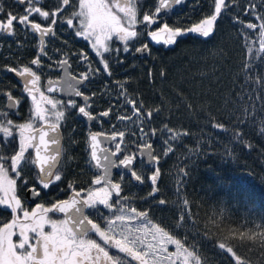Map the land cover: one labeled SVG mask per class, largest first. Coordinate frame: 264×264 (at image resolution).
Returning a JSON list of instances; mask_svg holds the SVG:
<instances>
[{"label":"trees","instance_id":"trees-1","mask_svg":"<svg viewBox=\"0 0 264 264\" xmlns=\"http://www.w3.org/2000/svg\"><path fill=\"white\" fill-rule=\"evenodd\" d=\"M11 2L0 0V6L5 11H11ZM249 2L232 0L229 9L218 18L210 37L186 33L176 38L173 48H151L146 57L136 56L135 41L138 40L130 41L129 51L125 53L123 45L113 38L112 47H119L121 51L104 54L111 75L103 71L101 58L96 56V70L99 71H96L95 95L91 94V100L96 101L92 114L99 117L100 123L96 120L100 125L95 122L89 128L78 114L64 106V147L60 172L66 193L69 192V183H74L77 190L101 188L91 183L99 176L90 160L88 139L92 132L107 135L124 132L122 147L137 155V145L145 143L153 145L156 155L161 154L168 135L166 131H161L165 124L174 131L190 133L178 142L173 141V152L161 157L159 194L156 198H151L152 185L148 177L157 165L148 167L139 164L141 168L135 167L142 175L143 183L118 168L115 181L121 183L122 197L127 199L120 200L119 204L116 203L118 199H111V212L101 205L97 206L99 212L92 209L94 212H89V215L97 222L103 223L101 212L107 217L124 203L137 210H147L153 223L165 227L186 246L195 243L202 264H235L231 255L221 250L218 244L225 242L224 237L230 230L251 231L257 224L264 226V134L259 130L261 120H264V51L260 48L259 29L252 32L236 20L238 17L245 23L250 20L256 22L252 16L244 15L243 9ZM251 2L260 5L264 0ZM213 6V0H183L160 14V24L187 29L212 14ZM156 7L157 4L146 5L147 11H154ZM152 27L157 29L159 25ZM0 37L8 39L6 35ZM81 46L83 49L84 45ZM11 51H14L12 45L9 48L8 41H5L0 49V60L9 59L4 63L0 61L5 73L12 65ZM25 51L19 54L26 57ZM14 80L11 76L3 77L0 92L14 86ZM121 84L125 85L126 95H120ZM129 99L143 106L144 113L154 109H160V112L154 113L153 119L148 122L144 113L140 117L135 115L132 106L126 102ZM245 106L252 115L242 124L227 114L235 107L239 115ZM109 109L108 117L99 115ZM120 116L131 119L120 120ZM141 120L145 122L142 124ZM216 122L223 123L227 130L213 128L212 124ZM141 127L149 133L143 139ZM153 128L157 130L155 136L151 135ZM237 129L241 133L239 139L234 135ZM116 143L111 147L112 151ZM197 146L199 156L186 159L189 150ZM184 165H187L185 171L190 172V176L185 180L181 197L176 185L182 177L180 168ZM182 198L190 201L188 208L192 217L184 221L185 228L178 229L174 226L179 215L176 205ZM160 199L166 203L161 205ZM214 212L216 219L220 220L219 226L210 219ZM11 218L9 211H0V226ZM16 239L18 237H14ZM94 239L102 244L98 238ZM227 245L233 246L234 251L250 264H264V248L258 243L253 244L251 250L238 246V239L228 241ZM112 255L121 256L115 250ZM130 264L136 263L130 261Z\"/></svg>","mask_w":264,"mask_h":264},{"label":"snow or ice","instance_id":"snow-or-ice-1","mask_svg":"<svg viewBox=\"0 0 264 264\" xmlns=\"http://www.w3.org/2000/svg\"><path fill=\"white\" fill-rule=\"evenodd\" d=\"M182 0H159V5L154 11H147L142 14V19L138 20V0H59L54 9L45 10L39 0H16V3L24 6L23 14H16L11 11H5L0 6V35L14 36L17 26L27 29L40 37L55 36V26L58 23L65 24L69 29L74 30L77 37H82L88 41L97 57L101 58L103 71L111 75L110 66L105 59V53H119V47L113 48L110 42L113 38L123 45V52L129 51V42L135 41L142 34L137 30L138 25H143L147 29H151L152 25L157 24V29L147 32V35L155 43H163L165 45H173L176 38L186 33L199 34L203 38H208L214 33L215 24L222 12H225L232 5V0H213V11L208 17L204 18L195 26L187 29L180 27H172L167 23L160 24V14L163 9H169L172 4L179 5ZM113 9L116 11L114 12ZM245 16H252L256 21L248 22L236 20L252 32L259 29L260 48L264 51V3L257 5L254 2L243 9ZM67 16L65 17V14ZM122 14V15H120ZM33 16L39 17L47 22V26L31 19ZM76 21V23H74ZM247 36V34H245ZM43 43V41H42ZM43 52V50H41ZM137 53L148 54L150 52L147 43L135 49ZM82 61H87L88 56L84 53L80 54ZM31 65L40 67L41 59L39 56L31 60ZM62 66H69L68 59L59 61ZM247 67V65L245 66ZM7 71L14 72L16 76L24 79V88L27 95L31 97L34 105V116L31 120L15 124L12 119L8 118V113H0V136L4 143L9 142L13 137V130H17L19 135V148L11 155H5L0 149V206H5L6 211L10 210L13 219L10 222L0 226V264H130L135 261L137 264H202L201 256L198 249L193 243L186 246L181 239L170 234L165 227L158 223H153L149 218L147 210H137L131 208V214H125L127 209L121 207L120 214L114 217H105L101 212L104 227L100 222L90 218L85 214V209H94L99 212L98 205L103 206L110 212L113 211V204L110 203L113 195L120 200L127 199L122 197V185L120 182L111 180V171L123 167L127 170L132 179L143 183V177L133 167L137 160V154L134 151H127L122 147L121 142L124 139V132L113 133L111 140L120 141L115 145V150L111 151L101 148L104 153L103 161L98 155L99 147L98 137L101 133L90 134V160L95 162V168L102 170V175L97 176L91 181L94 185L103 184L104 187L98 189H80L77 190L74 183H69V198L53 202L50 206L37 204L32 211L25 209L21 199L17 196V180L21 178L23 168L28 164H32L39 169V180L28 190L36 198H39L54 183L61 182L63 175L59 171H54L60 156L58 129L61 121L65 117V111L62 106L63 102L53 98H49L37 88L40 76L32 69L25 65L20 68L8 67ZM96 71H99L97 69ZM92 73L91 70L80 74V79L76 76L71 79L78 84H85L89 81ZM164 73L161 72V76ZM49 81L48 91H55ZM71 89V93L76 97H81L84 105L80 106L74 100L67 102V107L76 108L80 114L89 120H95L94 116L88 109L91 107L89 100L90 95L83 93L75 88L72 84L67 85ZM120 95H126L125 85H120ZM39 92L40 102L37 101L36 94ZM95 95V94H92ZM8 101L12 107H18L19 100L14 99L9 93ZM251 99V97H249ZM132 106V110L137 117L144 113V107L138 106L137 101L129 99L126 101ZM47 104L51 107V114L43 105ZM110 111L106 110L99 115L108 117ZM160 109L148 110L144 115L148 122L153 119L154 113H159ZM230 118H235L238 124H242L252 115L245 106L242 113L237 114L234 107L227 113ZM53 118L54 121L53 122ZM120 120L131 119V117L120 116ZM39 120L41 126L37 127L33 122ZM145 121L141 120L143 124ZM213 128L227 130L225 125L220 122L212 124ZM260 132L264 134V120H261ZM161 131L168 133L164 143L166 147L160 155H155L153 145L151 143L139 144V157L142 160L152 161L157 166L152 174L148 177L152 185V195L159 191L158 181L161 176L159 161L161 157H167L173 152V141H179L182 136L190 133L184 131H174L164 125ZM57 133V135H50ZM157 130L151 129V135L155 136ZM141 139L149 133L143 127L140 128ZM237 139L241 137L239 129L234 132ZM50 145H56L54 154H49ZM251 147V145H245ZM29 149L34 150V157L26 155ZM199 146L189 150L186 159H192L199 156ZM112 157H120L118 160ZM187 165L180 168L182 177L177 182L176 189L183 197L182 189L185 187V180L190 176V172L185 171ZM9 169L15 174L16 178H11ZM54 177V179H53ZM21 183L28 187V180L21 179ZM39 185L37 187L36 185ZM86 193V195H85ZM161 205L165 204L164 199H160ZM190 201L182 198L177 203L179 215L174 222L175 228H185L184 221L191 220L192 213L189 210ZM49 213H62L63 219L53 218ZM223 215V212L220 213ZM213 223L220 225V220L216 219L214 212L210 217ZM139 221V223H137ZM49 229L46 231L45 229ZM264 226L257 224L255 229L251 231L230 230V233L224 237L225 242H220L218 247L231 255L235 264H250L245 257L234 251L233 246L227 245L232 239H238L239 245L248 247L251 250L253 244H257L264 248ZM94 233L99 241L90 236ZM14 237L18 239L14 240ZM259 237V240L257 239ZM174 246V251L169 252L168 246ZM227 245V246H226ZM110 249H115L116 253L123 254L128 260L122 259L120 255L110 254Z\"/></svg>","mask_w":264,"mask_h":264},{"label":"flooded vegetation","instance_id":"flooded-vegetation-1","mask_svg":"<svg viewBox=\"0 0 264 264\" xmlns=\"http://www.w3.org/2000/svg\"><path fill=\"white\" fill-rule=\"evenodd\" d=\"M121 2L123 3V0H121ZM39 3L44 6L45 10H50L56 7V5L59 3V0H39ZM151 4L152 5L157 4L158 6L159 0H138V20L142 19V14L145 11H147L146 5H151ZM113 11H116V10H113ZM11 12L16 13V14H23L24 6L16 3V0H12ZM66 16H67V13L65 14V17ZM31 19L35 20L36 22L41 23L43 26H47V22L41 20L37 16H33ZM74 23H76V21H74ZM54 30H55V36L50 35L46 37H40L38 34H35L27 29H22L21 27L17 26L15 30V35L11 37L7 36L8 39H4V40L8 41L9 48L12 45V50L14 49V51H11L12 57H10V59L13 58L10 63L12 64L11 67L20 68L25 65L32 67V69L40 76V80L37 84V88H39L40 92H43L49 98L62 101L63 105L58 106V108L63 107V110H64V106L66 105L67 107V102L69 100H65L57 95H51L46 90L47 86H49L50 80L53 83H55L62 79L63 69L65 68V66L60 65L59 61L62 59H68L69 61V66H67L68 72L70 76H76L78 80L80 79L81 73L91 70L93 77H90L89 81L85 82V84L81 88L78 89L82 91L83 93L91 96L92 93L94 94V91L96 89V81H95L96 76H97L96 62H95L96 54L93 51L88 41L84 40L82 37H77L74 34V30L69 29L65 24L58 23L55 26ZM137 30L141 32L142 34L139 37L140 38V41L138 42L139 45L135 44L136 48L141 47L144 43L148 44L150 50L151 48H154L151 46L150 41H149V36L147 35V32L154 30V28L152 27L151 29H147L143 25H138ZM4 40L0 37V49L3 43L5 42ZM81 44L84 45L83 49H82ZM24 49L26 50L24 52V54H26V57H22L19 54V52H22ZM41 50H43V52ZM81 53H84L88 56L87 61H82V58L80 57ZM27 55L31 57L29 58L27 57ZM37 56H39L41 59L40 67L31 65L30 63L31 60L36 58ZM16 57H18V59L14 60V58ZM5 60L9 61L8 58H5ZM7 61H4V62H7ZM3 70L4 68L0 65V80H2L3 77L11 76V77H14L15 79L14 81L16 83L14 86L7 87L5 88L4 91L0 92V113L7 112L8 118L12 119L15 124L24 123V122L31 120L34 116V111H33L34 105L32 103L31 97L28 96L27 92L25 91L24 79L16 76L14 72L8 71L7 73H5ZM79 71H83V72H79ZM9 93L12 95L14 99L19 100L18 107H15V108L12 107L10 101H8L7 95ZM35 94L37 97V101L40 102L39 92ZM74 101L77 103V105H80V106L84 105V102L81 100H74ZM89 104L91 105V107L88 110L92 113V109H94L96 106L95 99H92V100L90 99ZM43 106L47 108L48 113L51 114L52 112L51 107L47 104H44ZM67 108L70 109L72 113L78 114V116L86 123V125L89 128H92L95 122H97V120H100L98 117L97 120L96 119L94 120L93 125L90 126L88 125L87 121L83 119V117L81 116V114L78 112L76 108H70V107H67ZM33 122L36 124L37 127L41 126V122L39 120H34ZM53 122H55L54 118H53ZM63 123H64V119L61 121V126L59 128V130L61 131L62 137H63L62 161H63V147H64V133H63V128H62ZM13 133H14L13 137H11L9 142H7L6 144L4 143L2 136H0V149L3 150L5 155L14 154L19 148L18 132L17 130L14 129ZM110 150L112 149L110 148ZM26 155H30L34 157L35 155L34 150L29 149ZM139 164L146 165L144 162H138L136 160L134 168L135 167H138V169L141 168ZM61 165H62V162H61ZM61 165L56 171H59V172L61 171ZM122 172L125 174L127 173L123 169H122ZM38 173H39L38 169L35 165L28 164L27 166L23 168V173H22L21 178L17 180V196L21 199L22 205L25 209L32 211L33 209L36 208L37 204H43L45 206H50L55 201H60V200L69 198V192L66 193L64 190V178H63L61 182L54 183L50 186L49 189L44 190V192H42L41 196L37 198L35 202L31 201L30 198L28 197V194L30 193L28 189L34 184H36V181L39 180ZM9 175L11 178H16L15 174L12 173L10 169H9ZM128 176H130L129 173H128ZM21 179L28 180L27 188L25 187V185L21 183ZM36 186L39 187L38 184ZM31 196L33 195L31 194ZM0 197L2 196L0 195ZM112 199H115V198L112 197ZM4 209H5V206H0V211ZM8 211L10 212V210ZM89 212H94V211L92 209H86V214L89 215ZM49 215L57 219L64 218L61 213H49ZM90 218H93V217L90 216ZM12 219H13V215H12V218L8 222H10ZM101 225L103 227L104 224L102 223ZM45 230L48 231L49 229L46 228ZM90 236L92 238L93 237L98 238L95 236L94 233H90ZM121 258L126 259L127 257H124L123 254H121ZM135 263L137 264V262Z\"/></svg>","mask_w":264,"mask_h":264},{"label":"water","instance_id":"water-1","mask_svg":"<svg viewBox=\"0 0 264 264\" xmlns=\"http://www.w3.org/2000/svg\"><path fill=\"white\" fill-rule=\"evenodd\" d=\"M175 4H172L171 7L169 9H171ZM169 9H163L162 10V13L166 12L167 10ZM149 41H150V44L152 47L154 48H158L159 46H165L169 49L173 48L175 46V44L173 45H165L163 44L162 42L157 44L155 43L154 41L151 40V38L149 37ZM148 54H140V53H136V56L137 57H143V56H147ZM72 76H70L69 72H68V68L65 67L63 69V76H62V79L60 81H57L55 83H52V86L55 88V91H52V92H49L48 91V87L46 88L47 92L51 95H57L65 100H81L83 101V99L81 97H76L74 94L71 93V89L68 88V84H72L75 88L79 89L81 88L84 84H78L76 81H73L71 79ZM78 80V79H77ZM84 102V101H83ZM11 103V102H10ZM81 116L83 117L84 120L87 121L88 125L92 126L93 123H94V120H89L88 118L84 117L82 114ZM50 135H57V133H51L50 132ZM111 135H105V134H102L98 137V141H99V147L97 149V152H98V155L101 157V163L103 164L104 161H103V155L104 153H102L100 151L101 148H106L109 150V154L111 153V150H110V147L116 142V141H113L111 140ZM58 138H59V148H60V156L58 157V162H57V165H56V169H54V171H56L59 166L61 165V162H62V146H63V137H62V134H61V131L58 129ZM89 142H90V136H89ZM56 145H50V152L49 154H54L55 153V150H56ZM90 150V148H89ZM154 150V149H153ZM154 154H155V151H154ZM112 159L116 160L117 157H112ZM137 161L139 162H145L148 166H152V165H156L154 162L152 161H147V160H142L140 157H139V153L137 155ZM136 162V161H135ZM94 167H95V162L92 161ZM135 165V163H134ZM133 165V167H134ZM37 167V166H36ZM123 168V167H122ZM38 169V167H37ZM96 169V168H95ZM118 169V168H117ZM117 169H113L110 173L111 175V180L113 182L114 181V173ZM124 169V168H123ZM96 171L99 172L100 175H102V170H99V169H96ZM124 171L128 172L127 170L124 169ZM38 172H39V169H38ZM95 186H104L103 184L101 185H95ZM31 192L28 194V197L30 198L31 201L35 202V200L37 199L36 197L34 196H31ZM123 195V191H122V194ZM158 195V192L155 194V195H152V198H155L157 197ZM115 196V195H114ZM116 197V196H115ZM118 198V197H116ZM87 209V208H86ZM86 209H85V214H86ZM62 214V213H61ZM63 215V214H62Z\"/></svg>","mask_w":264,"mask_h":264},{"label":"rangeland","instance_id":"rangeland-1","mask_svg":"<svg viewBox=\"0 0 264 264\" xmlns=\"http://www.w3.org/2000/svg\"><path fill=\"white\" fill-rule=\"evenodd\" d=\"M109 2H110V0H109ZM113 10H115V9H113ZM115 12V11H114ZM120 15H122V14H120ZM138 27V26H137ZM140 37V36H139ZM115 38V37H114ZM138 41H135V44H138L139 45V41H140V38H138L137 39ZM98 122L100 123V121L98 120ZM98 122H97V124H98ZM122 124H123V126L125 125V123H123L122 122ZM98 125H100V124H98ZM126 126V125H125ZM138 171H141V170H138ZM0 195L3 197V193H0ZM122 206H121V204H120V206H118L117 207V209L114 211V213H112V214H110V215H108L107 217H114L115 215H119L120 214V211H119V209L121 208ZM123 207H125L126 209H127V211H126V213L125 214H131V208H132V206L131 205H127L126 203H124V205H123ZM137 223H139V221H137ZM104 224V223H103ZM105 225H103V227H104ZM102 242V241H101ZM114 250L115 249H110L109 251H110V254H113L114 253ZM168 250H169V252H171V251H174L175 249H174V246H172V245H169L168 246ZM116 251V250H115ZM164 264H167V262H164Z\"/></svg>","mask_w":264,"mask_h":264}]
</instances>
